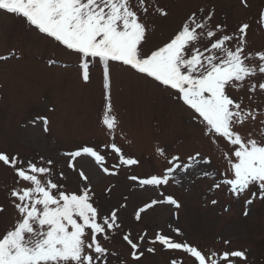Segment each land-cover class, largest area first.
Masks as SVG:
<instances>
[{
  "label": "snow or ice",
  "instance_id": "snow-or-ice-1",
  "mask_svg": "<svg viewBox=\"0 0 264 264\" xmlns=\"http://www.w3.org/2000/svg\"><path fill=\"white\" fill-rule=\"evenodd\" d=\"M240 4L245 9L251 6L249 0ZM0 13L22 18L31 31L67 56L63 67L71 66L82 85L91 84L93 71L99 69L103 97L99 125L106 137L99 144L63 152L65 166L0 150V167L13 176L12 184L3 189L6 203H0L5 224L0 230V264H142L146 254L155 255L157 249L182 253L180 258L170 256L168 264H251L247 249L201 248L172 224L168 231L134 232L124 224L127 204L105 206L93 181L141 166L140 159L118 141L122 129L112 83L113 68L119 67L186 111L189 122L214 149L194 150L183 160L157 145L154 154L167 166L144 176L130 175L128 180L144 191L157 192L170 182L179 183L181 173L194 174L211 180L209 192L227 193L245 206L264 201V49L251 47L250 24L230 29L217 20L212 0L190 8L159 42L152 41L156 21L171 16L161 0H0ZM256 22L264 28V9ZM10 58H19L15 49L0 55V61ZM57 62L49 58L50 65ZM38 122L49 131L48 116L31 121ZM65 167L77 177L75 188L62 183L68 179ZM114 187H105L106 198ZM162 203L177 210L182 206L173 195L160 191L156 199L135 209L134 220L142 222ZM210 203L216 205L218 199ZM117 240L126 253L114 248ZM230 243L223 241L225 246Z\"/></svg>",
  "mask_w": 264,
  "mask_h": 264
},
{
  "label": "rangeland",
  "instance_id": "rangeland-1",
  "mask_svg": "<svg viewBox=\"0 0 264 264\" xmlns=\"http://www.w3.org/2000/svg\"><path fill=\"white\" fill-rule=\"evenodd\" d=\"M200 2L161 0L171 16L156 21L152 41L166 39L189 9ZM212 2L218 21L226 22L230 29L242 22L249 23L251 47L264 49V28L256 22L258 12L264 9V0H249L251 6L247 9L241 6L240 0ZM13 49L19 58L0 61V150L19 153L26 159L44 157L54 160L58 166H65L63 152L87 143L99 144L106 139L99 125L103 103L99 69L93 71L91 84L82 85L71 66L63 67L69 59L67 56L31 31L22 18L0 13V55H7ZM49 58L56 59L57 64L50 65ZM112 101L122 129V134H117L118 141L127 153L140 159L141 166L122 170L118 177H94V188L101 202L105 206L117 202L127 204L122 216L125 226H131L134 232L168 231V225L172 224L181 227L194 245L247 249L251 264H264V201L257 200L245 206L242 199L237 202L227 193L209 192L211 180L194 174L181 173L177 177L179 183L170 182L157 192L144 191L136 182L127 179L130 175L158 172L167 166L154 154L157 145L180 155L183 160L197 149L214 151L202 138L200 130L189 122V114L119 67L113 68ZM53 107L55 111H49ZM38 115L48 116V132L42 130L41 123H31ZM215 163L221 166L219 160ZM64 170L68 179L62 183L70 189L75 188L77 177L66 167ZM12 180L10 171L0 167V203H6L3 189L11 185ZM110 185L115 187L106 198L104 189ZM160 191L173 195L181 208L158 204L143 216L142 222L135 221V209L156 199ZM213 198L218 199L216 205L210 203ZM245 211L248 215H244ZM7 219L10 222V215ZM4 226V220L0 219V230ZM225 240L230 241V245L225 246ZM113 246L121 252L127 251L122 241H115ZM173 255L180 258L182 253L157 249L155 255L146 254L142 264H168Z\"/></svg>",
  "mask_w": 264,
  "mask_h": 264
}]
</instances>
